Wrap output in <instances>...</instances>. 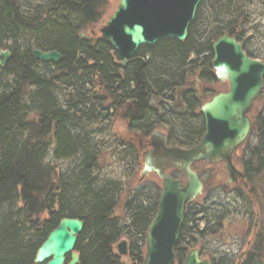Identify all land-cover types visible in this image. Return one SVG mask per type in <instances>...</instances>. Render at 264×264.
<instances>
[{
    "label": "trees",
    "instance_id": "16d2710c",
    "mask_svg": "<svg viewBox=\"0 0 264 264\" xmlns=\"http://www.w3.org/2000/svg\"><path fill=\"white\" fill-rule=\"evenodd\" d=\"M102 7L101 0H0V48L11 53L0 69V264H34L37 249L64 218L83 222L74 248L78 264H124L115 253L122 237L131 244V264H141L139 247L157 198L133 190L123 207L127 220L114 216L124 186L100 177L102 153L90 124L112 108L121 112L130 132L147 136L162 127L172 146L189 148L204 133L190 77L218 83L210 67L212 44L228 35L249 58H258L248 45L264 29V0H202L185 41L166 38L141 46L125 67L96 31ZM32 49L55 51L63 59L43 64L31 58ZM62 90L67 91L63 97ZM252 126L247 151L239 158L243 180L264 170V110L252 117ZM131 143L122 144L117 156L134 177L140 159ZM50 159L73 165L63 172ZM200 176L209 195L212 180ZM200 209L197 214L205 217ZM196 215L184 225L179 242L204 250L206 236L222 224L218 221L214 230L208 223L201 230ZM254 248L261 250L260 261L264 228ZM183 259L184 252L176 250L178 264Z\"/></svg>",
    "mask_w": 264,
    "mask_h": 264
},
{
    "label": "water",
    "instance_id": "95a60500",
    "mask_svg": "<svg viewBox=\"0 0 264 264\" xmlns=\"http://www.w3.org/2000/svg\"><path fill=\"white\" fill-rule=\"evenodd\" d=\"M201 1L119 0L114 12L98 30L100 39L117 53L123 67L141 46H152L166 38L185 41ZM30 55L43 64L57 65L63 59L55 51L33 49ZM211 55L210 67L214 76L220 83L227 84V90L201 105L199 113L203 118L204 133L199 141L187 149L166 147V136L154 131L150 135V149L142 154L140 177L153 173L162 186L157 212L147 228L141 264H174V247L186 205L203 191L200 175L192 169L194 164L221 163L227 185L243 179V172L232 163V154L251 134L248 114L263 88L264 62L249 58L242 45L228 35L212 44ZM10 58L9 51L0 50V69L5 68ZM157 137L161 143L156 142ZM166 169L182 172L185 183L165 174ZM82 229V221L62 219L37 249L34 264H78L79 257L74 248ZM116 254L127 256L124 240L116 245ZM183 264L209 263L199 260L197 252L192 251Z\"/></svg>",
    "mask_w": 264,
    "mask_h": 264
},
{
    "label": "rangeland",
    "instance_id": "374dc122",
    "mask_svg": "<svg viewBox=\"0 0 264 264\" xmlns=\"http://www.w3.org/2000/svg\"><path fill=\"white\" fill-rule=\"evenodd\" d=\"M102 16L100 23L96 26V31L106 22L111 14L116 9L119 0H101ZM248 50L253 51L258 55L257 60L264 62V29H261L255 35H252V40L248 45ZM2 51H9L6 47L0 48ZM191 84L195 83V88L198 92L201 105L207 102L211 97L209 91L223 92L227 89L226 83H215V84H203L196 77H190ZM203 90H207L208 94H204ZM67 91L62 90L60 96L63 97ZM264 106V100H258L255 104V109L260 111ZM106 107V105H105ZM98 112V111H97ZM101 116L94 124H90L89 129L93 131V141L100 147L101 157L99 161V175L101 178L107 180H118L123 184L124 192L120 196L119 201L114 209V216L125 222L127 213L123 209L124 203L127 199V195L133 190L142 191L152 183L160 185L158 179L150 175L147 178L139 181V172L141 171L142 165L134 177L129 176L130 172L127 167L123 165L125 162L121 161V157L117 156L121 151V147L124 142L129 141L133 138V132L127 129V122L121 118V112L116 111L112 108L103 110L100 112ZM98 114V113H97ZM253 113L252 115H254ZM102 115L105 117L101 118ZM164 133L167 131L164 128H159ZM256 139H250V144L255 145ZM132 146L137 148L136 142L132 141ZM247 151V146L244 144L240 150L233 157L234 166L242 171V166L239 163L241 154ZM53 165H56L63 172L67 171L71 162L65 160L53 161ZM194 170L200 174H206L211 178V193L207 195L203 194L195 199V203L199 207H202L206 211L207 220L209 225L216 230V223L221 222V229H218L215 234L206 236L205 242L206 247L210 249L228 250L231 249L235 256L245 248V243L251 240V227L256 222L258 217V232L264 228V170L258 175L242 180L235 185H226L227 176L223 170V165H212L208 166L203 163H197L193 166ZM169 174L175 175V177L185 183L184 176L177 172ZM224 183L227 188L225 190L220 189V184ZM206 200V201H205ZM200 220V218H198ZM250 221V222H249ZM198 226L202 230L205 226L204 221H199ZM257 231L253 232L255 234ZM257 232V233H258ZM120 240H125L129 246V241L125 237ZM201 245H196L194 248H199ZM140 252L144 257L145 244H140ZM136 253H134L135 255ZM120 260L124 264H131V258L129 256H119ZM206 258V257H203ZM208 259V258H207ZM261 263H264V255L262 256Z\"/></svg>",
    "mask_w": 264,
    "mask_h": 264
},
{
    "label": "flooded vegetation",
    "instance_id": "af4514ba",
    "mask_svg": "<svg viewBox=\"0 0 264 264\" xmlns=\"http://www.w3.org/2000/svg\"><path fill=\"white\" fill-rule=\"evenodd\" d=\"M136 54H137V52H136ZM135 55L132 58H134ZM131 59H129V61ZM125 66H123V67H125ZM218 83H220V82H218ZM100 84H101V82H100ZM223 92H225V91H223ZM259 99L260 100L261 99L264 100V98H260V95H259L258 98H257V100L253 103V108L251 109V111L248 114V117H249L251 123H252V117L256 114V112H261V111L264 110V106H263L262 110H260V111H258V110L255 109V104H256V102ZM253 113H255V114L252 115ZM101 118H103V117H101ZM159 128H162V127H157V129L154 130V131H159L163 135L166 136V147H177V146H172L169 143L168 136H167V131L164 133L162 130H158ZM151 133H153V131ZM151 133L149 135H147V136L140 135V134H138V135L137 134H133V138L131 139L132 141L134 140L136 142V144H137L136 151L138 152L140 162H141V158H143L142 157V154L144 152H146L148 149H150L149 143H150V135H151ZM156 142L161 143L159 137L156 138ZM124 143L126 145V144L129 143V141H126ZM244 144H246V141L233 152V154H232V160H233L234 155H236V153L240 150V148ZM183 149H187V148H183ZM142 164H143V162H142ZM214 165H216V164H214ZM208 166H210V165H208ZM168 171H171V173L176 172L175 169L174 170L173 169H166L164 171V173L170 175L171 177H173V175L172 174H169ZM242 172H243V169H242ZM243 174H244V172H243ZM150 175L155 176L158 179V181L160 182V185L159 184H156V183H152L151 185H149L148 187H146L145 189H143L142 194L143 195H149L150 194L149 197H156L157 198L156 205H155V212H154V215H153V218H154V216H155V214L157 212V209H158V202H159V198H160L162 183H161V180L155 174H153V173H148L143 179L147 178ZM233 185H235V184H233ZM197 208L200 209L202 207H199L198 204L195 203V200L193 202L189 203L188 205H186V208H185V217H184V220H183V223H182L180 232H181L182 229L184 230V228H183L184 225L185 224L187 225V223H189V221L191 220V217L193 215H196L198 213ZM202 211L205 212V214H206V211H204V209H202ZM153 218H152V220H153ZM198 218H200V220L204 218L205 219V224H208L209 223V221L207 220V218H208L207 215L205 217H202L201 215H198L197 214L196 217H195L196 221H200ZM258 224H259V220H258V217H256V222H254L252 224L251 231H250V233H251V240L250 241H247L245 243V248L243 250H241L236 256H235V254L233 253V251L231 249H228V250L210 249V248H207L206 245H205L206 248L204 250L202 248H198V249L197 248H187V247L183 246V244H181L179 242V238H178V241H177V243H176V245L174 247V253H175V262H174V264H178V261L176 260V250H182L184 252V259L181 262V264H183L185 262L187 255L190 252H192V251H196L197 252V257H198L199 260L207 261L209 264H262L261 263V260L258 261L261 250H257L256 248H254L255 238H256V234L258 232V230H257L258 229ZM206 226L208 228H210V229L212 228L210 225H206ZM255 231H257V232L255 234H253V232H255ZM179 237H180V233H179ZM130 245L131 244L129 242V246L127 245L128 246V248H127V250H128V256H129V251H130ZM203 257H206V258H203Z\"/></svg>",
    "mask_w": 264,
    "mask_h": 264
}]
</instances>
